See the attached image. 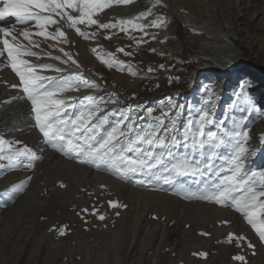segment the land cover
<instances>
[{
  "label": "rangeland",
  "instance_id": "1",
  "mask_svg": "<svg viewBox=\"0 0 264 264\" xmlns=\"http://www.w3.org/2000/svg\"><path fill=\"white\" fill-rule=\"evenodd\" d=\"M203 2L220 16L224 14L227 17V20L220 22V27L213 23L218 35L227 37L221 32L229 28L232 21L236 33H229L231 42L240 43L236 53L227 55L215 53L214 50L206 51L203 43H212L213 40L200 33L193 34L183 17L192 18L199 23V27L208 21L191 7L183 6V0L112 3L109 9L102 8L94 13L92 18L97 21L96 24L77 25L85 36L68 27L66 17L61 19L52 14L57 24L48 26L47 31L54 34L59 27L65 37L46 39L33 34L30 39L34 44H29L20 34L26 27L32 33L37 32L34 22L20 25L15 18L9 17L5 22H0V26L14 28L12 35L16 36V40L7 37L11 44L27 47L32 52H41L42 55L22 57L35 66L36 75L51 78L37 82L45 86L41 92L52 91L69 76L76 74L98 85L90 88L84 86L82 80H74L63 85L65 91L54 93L51 99H63L64 104H49L47 108L52 112L58 107L62 108L61 118L65 112L69 115L78 114L101 98L103 101L115 99L117 103L99 104L102 110L96 116L101 118L112 110H123L125 113L131 111L137 126L155 125L163 119L165 127H170L169 121L174 118L177 121L176 135L181 137L187 121L197 118L201 109L206 110L213 120L206 131H223L216 128L222 122L228 130L234 124H240L241 118L237 114L241 112V104L246 100L244 93L249 95L256 109L251 115L254 116L255 112L264 115V0ZM65 11L77 15L72 9ZM141 13L150 14L141 17ZM153 21L158 26L153 25ZM102 24H115L116 27L102 28ZM134 25H142L143 30ZM166 25L173 31L174 37L170 39L161 36ZM3 38L0 37V40ZM173 46L177 49H173ZM77 48L89 54L90 62L81 59ZM119 49H123V52ZM0 52L3 53L0 55V118L4 120L0 127V139L6 141L0 155H14L17 150L27 147L40 157L35 160L27 156L19 157L15 166H11L7 159L0 160V264H152L151 258L157 254H160L157 258L161 261L159 264H187L190 258H195L196 264H199L207 255L206 243L199 245L203 248L198 249V252L201 251L197 255L194 253L196 250L182 254L185 260L178 251L183 252L188 244H197V239L190 237L194 234L191 228L211 231L216 227L224 231L233 230L230 232L234 234L230 239V235L224 236L220 232L219 242H216L215 247L211 245L212 255L215 250L221 252L218 258L220 264H264V241L260 240L256 231L255 243L248 240L246 230L240 228L243 225L247 228L250 224L246 223L242 213L232 207L230 201L221 205L230 208L229 215L218 211L214 201L185 198L190 194H202L215 179L213 172L201 177L199 183L194 182L190 176L182 175L176 176L170 183L139 174H129L127 179H121L111 170L79 163L76 158L51 147L36 126L32 103L23 91L20 78L10 67L2 43ZM65 53L71 56V60ZM228 56L234 57V60L227 59ZM52 57H60V60ZM102 59H114L120 63L109 67ZM72 60L76 63H72ZM46 64L54 65L62 71L40 67ZM210 64L217 68V73L210 72ZM180 105L184 106L183 109L178 107ZM217 109L223 113H232L230 120H219L213 116V110ZM177 111L181 113L179 117L175 116ZM7 117L11 119L7 120ZM50 119L55 121V117ZM114 119H110V124ZM256 126L255 120L248 121L237 131L249 132L253 136ZM171 135L169 131V137ZM246 145L248 149L252 146L250 142H246ZM174 151L182 153L184 148ZM231 152L232 144L218 150L217 154L221 158L215 161L214 170L224 163L222 157ZM258 159H250L248 156L246 161L257 163ZM29 164L32 166L29 167ZM64 166L71 169L72 180L63 169ZM76 178H85L87 182L94 178L96 184L90 186L95 189H73ZM140 179H144L145 184L136 182ZM112 180L123 184L126 189L111 186ZM21 184L24 185L23 191H11L14 186ZM132 189L134 192L131 193ZM190 189L194 191L188 192ZM135 191L154 196L161 194L167 196L169 201L162 204L159 198L149 200L146 211L140 213L139 224H136L129 218L138 210L140 194ZM233 195L240 196L243 193L236 192ZM144 196L140 195V202ZM259 200L264 201V197ZM110 201L118 202L120 206L112 207ZM255 211L256 219L264 220V213H261L259 207ZM101 215L104 219L98 218ZM197 217L205 219L199 220ZM177 221L181 223L180 229L184 232L182 235L169 236L164 256L162 252L157 253L154 246H157L159 232L156 228L158 225H166L172 230ZM135 226L137 234L134 233ZM213 230L212 235L215 234ZM201 233L205 238L211 237L207 231ZM237 237L245 239L239 240ZM118 238L122 239V243L117 251L120 256L117 257L112 250L109 254L107 249ZM133 238L135 242L132 245ZM172 248L173 253L170 255L169 250ZM238 255L244 256L245 261L235 260L234 257Z\"/></svg>",
  "mask_w": 264,
  "mask_h": 264
},
{
  "label": "snow or ice",
  "instance_id": "2",
  "mask_svg": "<svg viewBox=\"0 0 264 264\" xmlns=\"http://www.w3.org/2000/svg\"><path fill=\"white\" fill-rule=\"evenodd\" d=\"M118 2L128 3L130 0H118ZM158 2V0H157ZM105 7L103 0H0V22H5L9 17L15 18L20 25H28L34 22L37 32L32 33L27 27L20 33L29 44H34L30 37L35 34L46 39H60L65 37V33L58 27L56 32L50 33L47 27L57 24L53 15H58L63 19L67 18L68 27L74 29L79 35L85 36L77 25H94L97 23L92 17L94 13ZM66 9H72L79 15H71ZM150 13H141L140 16H146ZM123 23H131L124 21ZM153 25L158 26L156 21ZM102 28L116 27L115 24H102ZM134 27L143 30L142 25ZM13 29L0 26V34L4 37L0 43L4 45L7 51L10 67L20 78L24 93L31 101L33 112L35 113L36 126L39 128L45 141L55 150L64 155L76 158L79 163L104 167L111 170L113 174L121 179H127L129 174H139L144 177L163 180L164 183H170L178 176H190L193 181L199 183L200 178L213 172L215 179L210 186L205 188L202 194L186 195V199H202L215 202L220 205H226L229 201L232 207L242 213L253 229L258 234L260 240L264 241V220H257L255 209L259 207L261 213H264V201L259 200L264 197V170L244 172L243 158L248 152L246 141L247 133L237 131L241 128L240 124H234L231 130L225 128L223 122L216 125L217 129L223 131H212L206 128L213 124L209 113L201 109L197 118L189 119L184 126L181 137L176 135V119L169 121L170 127H165V122L160 119L155 125L137 126L134 124L135 117L132 112L125 113L123 110H112L101 118L96 114L102 109L101 103H117L115 99L103 101L102 98L94 103H90L84 110L78 114L69 115L66 112L61 118L62 108L58 107L55 112L50 111L47 105H63V99H51L56 92H63L66 88L63 85L70 81H83L84 86L98 87L94 81L90 82L81 75L69 76L61 86L52 91H43L45 86L38 81L50 80V77L38 76L34 72V65H31L24 56H36L37 53L30 51L27 47L19 44H11L7 37L12 35ZM63 51V49H61ZM95 51V49H93ZM123 52V49H119ZM128 53H125L127 55ZM0 55H3L0 52ZM71 60V56L65 53ZM111 56V54H109ZM60 60V57H52ZM67 63V61H61ZM102 62L109 67L120 63L114 59H102ZM72 63H76L72 60ZM40 67L61 72L62 69L51 64L41 65ZM51 87V85H49ZM78 90V88L76 89ZM91 99V98H89ZM183 109V105L178 106ZM149 111H151L149 109ZM180 111L175 113L180 116ZM74 116V118H73ZM50 117H55L53 122ZM115 118L110 124V119ZM95 122L93 123V119ZM108 127H105V126ZM169 131L172 135L169 137ZM233 140L235 141L233 143ZM6 143L0 139V152L2 146ZM232 144L230 155L222 157L224 163L219 169L214 170V164L218 156V150L222 146ZM180 147L184 148L182 153L174 151ZM159 149V151H157ZM133 153L134 155H129ZM27 156L30 160L39 159L35 152L25 147L17 150L14 155H0V160L7 159L11 166H15L19 157ZM2 166V165H0ZM29 167L32 165L29 164ZM258 178V179H257ZM138 184H145L144 179L136 181ZM63 187V185H61ZM24 185L14 186L11 191H23ZM256 187L260 190L256 191ZM242 192L243 195L235 196L233 193ZM112 207H119L118 202H109ZM84 211H87L85 209ZM95 214V213H94ZM104 219V216H99ZM63 234V229H61ZM230 239L234 234H229ZM239 240L244 237H237ZM252 247L251 244L248 245ZM201 255H204L201 253ZM235 260L245 261L244 256H236Z\"/></svg>",
  "mask_w": 264,
  "mask_h": 264
},
{
  "label": "bare ground",
  "instance_id": "3",
  "mask_svg": "<svg viewBox=\"0 0 264 264\" xmlns=\"http://www.w3.org/2000/svg\"><path fill=\"white\" fill-rule=\"evenodd\" d=\"M131 1L132 2H134V1L136 2L138 0H130V2ZM103 2L105 3V7H103V8H106V9H109L108 6L110 4H112V3H123V2H118V0H103ZM178 3H179V1H178ZM182 4H183V6L186 5L187 8L191 7V9L195 10L205 20L207 19L206 21H208V23L207 22H203L204 24H200L201 27H199V25H198L199 23H197L196 21L194 22V20L192 18L183 17V21L186 23L188 29L193 32V34L194 33L195 34L196 33H200L203 36H205L206 38L210 37L213 40L212 43H210L209 41L203 43V46H204L206 51L214 50V51H216L215 53H218V54L222 53V54H227L228 55V54H234V53H236V51H238L240 49V47H239L240 43L239 42L236 43L234 41L231 42V37L229 36L230 32L236 33V28L233 25L232 21H231V24H230L229 28H226V29H224L221 32L222 34L226 35L227 37H222V36L218 35L216 29H214V25L220 27V22L223 21V20H227L226 15L223 14L222 16H220V14L217 13L216 10H213L211 7H208L203 2V0H183ZM120 9L122 10L123 8H120ZM116 10H118V9H116ZM75 13L77 15H79V13H77V12H75ZM213 23H214V25H213ZM195 25H197L198 27L195 26ZM161 36L164 37L165 39H170L171 37H174L172 29H170L167 25H166L165 30L161 32ZM0 37H2V34H0ZM202 40H203V38H202ZM216 44H219V45L216 46ZM173 49L176 50L177 48L176 47L174 48V46H173ZM77 51H79L80 57H81V59L84 62H86V63L90 62L89 54L86 51H84L83 49H79V48H77ZM39 52L40 51H37L35 53H37V55H40L41 52L40 53ZM226 58L227 59L231 58V59L234 60V57L228 56ZM225 68H227V67H225ZM216 70H217V68L212 66V64H210V72L217 73ZM141 80L142 79H140V81ZM137 82H139V81H135V83H137ZM243 96L246 97V100L241 104V108H242L241 112H238V114H237V116L239 118H241V119H239L240 120V125L244 126V124H246L248 121H252V120H255L257 122V126L255 127V129L252 132L253 136H250V133L246 132L247 133V137H248L246 142H250V144L252 145L248 149V151L251 150V149L252 150L249 151L248 154L244 155V158H243V161H242L243 164H244V172L251 173V171L264 170V120L262 118V117H264V115L256 113V112L254 113V116L251 115V112L252 111H256V109H254L252 101L249 98V95L247 93H244ZM227 112L223 113L222 110L217 109V110H213L212 114H213V116L217 117L219 120H224V119L230 120V117L232 116V113H227ZM6 116H8V115H6ZM8 119H11V117H9V118L7 117V120ZM12 119H13V117H12ZM3 122H4V120L2 118H0V127L2 126ZM246 147H247V145H246ZM248 156H250V159H254V160H257V158H259V159H258L257 163H251L250 160L246 161V158ZM64 167L65 168H63V169L67 171V173L70 176V179L72 180L73 173L71 174V172H72L71 169L69 167L67 168V166H64ZM75 180H76V183H74L75 187H73V189L78 190L79 188H84V187H86V188L88 187L89 190L95 189V187L91 188V186H90L91 184H96V183H94V178L90 182H87V180L85 178H76ZM87 184H89V186H87ZM111 186H113V187L115 186L117 188L123 187V188L126 189V186H124L123 184H121V183H119L117 181L114 182L113 180H112ZM190 188H191V186H190ZM259 190H260V188L256 187V191H259ZM190 191L193 192L194 190H192V189L188 190V192H190ZM64 192H66V191H64ZM132 192H134V189L131 190V193ZM135 193L136 194H140L141 196L145 195L144 198L141 200V202H140V195H139V197H138L139 201H138V205H137L138 206V210L136 211L135 215L129 216L130 220L132 222L136 223V224H139L140 213L142 211L143 212L146 211L145 207L149 204V200H151V199L154 200L156 198H159L161 200L162 204H166L169 201V198L167 196H164V195H161V194H158L159 196H157V195L154 196V195H150V194L140 193V192H137V191H135ZM192 205H194V204H192ZM215 206H216V209L218 211H221V213H223V214L227 213V214L230 215V213H229V211H231L230 208H225L224 206L221 207L220 204H217ZM211 208H214V207L211 206ZM185 219L188 220L187 218H185ZM196 219H199V220L203 219L204 220L205 217H201V218L197 217ZM241 224H242V222H241ZM250 226L251 225H249V227ZM181 227H182V225L179 222L175 223V228L172 229V230H169V227H167L166 225H158L156 230H158L159 235H158V238L156 240L157 246H154L155 251H157V253L162 252V255L164 256L165 253H163V252H165V250H166L169 236L178 235V234L182 235V232H184V231L182 229H180ZM249 227L247 226V228H246L243 225V226H241L240 229L241 230H246L245 232L247 234L248 240L251 241V242L254 241V243H255V236H254L255 230L254 229L252 230ZM210 230L212 231L213 229H210ZM185 231H188V229H185ZM201 231L209 232L210 234H208V235H210L211 237L210 238H205L203 236V234L201 233ZM211 231L204 230V229H202L200 231L199 230L196 231L194 228H191V232H193L194 234H191L190 237L196 238L197 239V242H196L197 244H194V245L193 244H188L187 248L183 252L182 251H180V252L178 251V253L182 257V259H184V260L186 259L185 256H182V254L191 253L192 250H194V251L196 250L194 253L197 255L201 251V250H199V252H198V249L199 248H203V247H201L199 245L203 246V244L206 243L205 246L207 245L208 247L205 248V254H207V255L204 256L201 259L199 264H220L218 258H220V253L221 252L218 251L219 250L218 249L217 251L215 250L214 254L212 255L210 253L211 245L213 244L212 247H215L214 245H216V242H219L218 240L220 239V236H219L220 232L221 233L223 232V235L227 236V235H229V233L231 234L230 231H233V230L224 231L223 229L216 227L213 230L215 232L214 235L211 234ZM134 233L137 234L136 233V226L134 227ZM134 242H135V238L132 239V242H131L132 245L134 244ZM121 243H122V239L121 238L113 240V242L111 244V247H109L107 249V252L110 254V251L112 250L113 254H115L117 257L120 256V254H118L117 251L119 250V245H121ZM129 246H131L130 242H129ZM219 248H221V247H219ZM241 252L243 253L242 249H241ZM172 253H173V248L171 250H169V254L171 255ZM159 255L160 254H157L155 257L151 258V259H153L152 264L161 263V261L157 260ZM120 259H122V258H120ZM226 259L228 260L227 255H226ZM186 262H187V264L188 263L196 264L195 258H190ZM255 263L256 262H253L251 264H255ZM172 264H175V263L173 262Z\"/></svg>",
  "mask_w": 264,
  "mask_h": 264
}]
</instances>
